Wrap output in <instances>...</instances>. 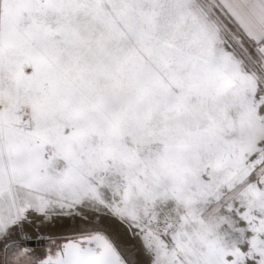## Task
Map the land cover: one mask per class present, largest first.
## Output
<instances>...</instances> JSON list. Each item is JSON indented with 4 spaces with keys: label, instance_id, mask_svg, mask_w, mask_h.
<instances>
[{
    "label": "snow or ice",
    "instance_id": "snow-or-ice-1",
    "mask_svg": "<svg viewBox=\"0 0 264 264\" xmlns=\"http://www.w3.org/2000/svg\"><path fill=\"white\" fill-rule=\"evenodd\" d=\"M0 264H264V0H0Z\"/></svg>",
    "mask_w": 264,
    "mask_h": 264
},
{
    "label": "rangeland",
    "instance_id": "rangeland-1",
    "mask_svg": "<svg viewBox=\"0 0 264 264\" xmlns=\"http://www.w3.org/2000/svg\"><path fill=\"white\" fill-rule=\"evenodd\" d=\"M57 227H59V226H57Z\"/></svg>",
    "mask_w": 264,
    "mask_h": 264
}]
</instances>
